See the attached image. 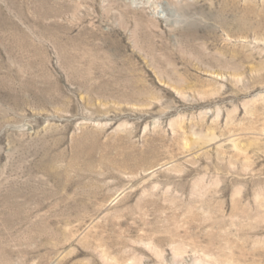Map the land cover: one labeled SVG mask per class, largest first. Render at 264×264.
<instances>
[{
	"label": "rangeland",
	"instance_id": "obj_1",
	"mask_svg": "<svg viewBox=\"0 0 264 264\" xmlns=\"http://www.w3.org/2000/svg\"><path fill=\"white\" fill-rule=\"evenodd\" d=\"M0 264H264V0H0Z\"/></svg>",
	"mask_w": 264,
	"mask_h": 264
}]
</instances>
